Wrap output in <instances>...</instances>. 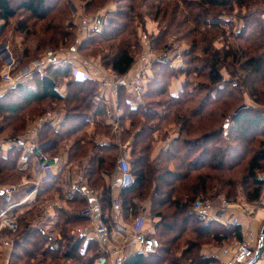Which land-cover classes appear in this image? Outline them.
<instances>
[{
	"label": "trees",
	"instance_id": "obj_1",
	"mask_svg": "<svg viewBox=\"0 0 264 264\" xmlns=\"http://www.w3.org/2000/svg\"><path fill=\"white\" fill-rule=\"evenodd\" d=\"M177 1L154 0L150 4L149 15L165 28H162L161 33L152 39L151 51L156 53L158 59L151 66L152 74L148 78L147 90L139 106L132 109L125 100L126 90L122 89L120 93V108L124 111L121 126L129 121L130 126L134 128L143 121L139 131L138 129L135 132L131 129L126 130L127 137L133 134L130 159L137 184L120 193V200H123H121L123 212L125 217L130 219L138 208L140 209L139 202L148 200L151 206V213L148 216L153 220L154 236L161 246L158 253L148 256L137 253L125 264H213L211 257L205 258L200 255V237L211 236L220 246L234 239H240L242 230L238 226L221 225L214 219L207 222L202 221L193 211L197 197L210 194L211 198L204 200L216 202L221 200L220 197L231 198L238 194L243 195L244 193L238 192V189L243 187L245 191L252 190L253 192L248 199L243 195L245 196L243 200L249 204L258 200L262 192L263 183L257 174L264 173V150L253 157H250V154L254 150L253 148L251 150L252 144L255 143L254 137L261 132L260 130L264 131V111L248 107L243 101L244 94L247 93L250 98H256L255 103L264 105V53H259L264 50V19L255 21L256 27L248 35V28L245 26L238 34L235 33V37L241 43H230L227 48L211 51L207 44L214 41V37L225 27H229L221 16L232 13L235 6L244 8L252 0H188L184 2L188 5L185 11L181 10ZM103 2L104 0H85V9H98L97 7ZM117 3L119 4L116 11L109 12V24L100 32L92 30L89 39L82 45L81 51L87 50L90 44L97 41L111 42L112 45H109L111 53L108 52L102 57L101 66L107 68L106 70H111L117 76H125L136 63L132 52L133 47L140 49L138 46L140 40L138 41L136 30L133 27L135 20L140 17L139 1L117 0ZM208 11L216 13V16L214 20L202 23L201 15ZM54 12L58 13L59 18L53 19L49 24H58L56 25L58 27H55L57 34L51 35L48 42L55 44L58 40L64 42L69 37V33L64 30L66 29L65 24L60 22L68 21L67 17L71 14L65 0H0L2 21L0 32L6 25H9L11 20L19 17V14H25L29 20L41 23L46 22L50 14ZM190 16L193 27L184 31L190 23ZM56 20L60 22L55 23ZM204 25L208 31L202 32L200 27ZM50 26L45 28L44 33L52 32ZM171 31H174L177 37L173 42L166 39V36L171 35ZM190 37L194 38L190 42V51L183 54L187 68L178 70L170 63L162 61L161 58L165 51L179 46L180 43H187ZM200 55L204 58V62H208L206 75H201L204 72L205 63L203 66L195 64L200 60ZM189 66H194V69H188ZM222 69L230 74L231 80L223 79ZM240 71L245 73V77L237 75ZM191 73H195L198 77H205L214 88L218 86L216 94L213 95L215 88L214 91L208 92L207 99L197 103L191 101V91L187 93L190 85L184 84L185 89L178 96L171 95L169 89L172 80L179 74L188 77ZM69 74L70 66L60 69L49 68L44 76L36 75L30 83L13 88L11 91L14 95H0V115L14 116L30 108H36L33 114H28L35 115L37 110L41 112V106L45 104H66L68 113L61 130L56 133L52 126H46V133L40 140V144L43 145L49 139H53L52 145L44 148L43 151L54 154V149H57L61 143L67 139H73L75 144L69 153L71 163L81 160L87 155L86 153L93 152L94 157L90 160L85 176L91 188L102 191V201L105 203L103 210H106L111 202V191L105 184L102 174L111 175L115 171L119 148L113 143L116 139L110 128L106 133L103 132L111 136L113 141L108 146L95 145L87 134L89 120L92 116V100L99 90L98 82L73 80L69 83L70 90L64 98L59 94L57 86ZM233 79H238L239 82L234 85ZM71 88H74V91H71ZM12 97L16 98L14 103L9 101ZM155 97L168 98V104L157 102L158 106H162L163 110L167 111L166 115L159 117L156 111L152 112V106L146 103L147 100ZM233 102L237 104L229 116L230 119L228 118L231 124H226L224 129L229 130L233 127V133L238 135L234 136L233 140L247 142L249 146L246 145L243 151L240 148H230L226 152L219 146L218 135L212 127L217 123L216 118L218 111H221V105L232 107L235 105ZM193 105L197 107L192 108ZM173 110H175L174 115L171 114L174 113ZM26 117L30 116H25L24 119ZM164 123L179 126V134L159 152L156 158H152L155 149V134L164 129ZM101 129L104 130V128ZM47 135L54 137L49 138ZM225 138L231 140L232 133L226 132ZM233 152L237 156L230 160V154ZM20 156L21 152L17 149L9 150L6 155L0 149V185H8V181L13 179L19 181L22 179L25 171L18 169L17 165ZM232 162L237 163L232 164ZM243 162H247V175L244 184L242 183L243 186H240L242 185L240 182H235L232 177H227V174L230 175L233 168L243 165ZM229 163L232 168L228 166ZM58 179L59 175L52 183L54 185L39 193L38 202L52 199L55 194H62L57 185ZM152 183L155 187L153 193H150ZM213 193L215 195H211ZM37 208L38 205L25 210L17 217V237L10 264H66L67 262L95 264V260L100 256L98 242L91 240L85 255H81L85 236L70 235L72 228L79 230L88 225L84 217L71 216L59 209L57 211L59 216L57 232L61 239L56 243L39 226L34 228L33 222L39 216ZM155 219L159 221L156 222ZM55 243L57 248H53Z\"/></svg>",
	"mask_w": 264,
	"mask_h": 264
},
{
	"label": "rangeland",
	"instance_id": "obj_2",
	"mask_svg": "<svg viewBox=\"0 0 264 264\" xmlns=\"http://www.w3.org/2000/svg\"><path fill=\"white\" fill-rule=\"evenodd\" d=\"M110 1L111 0H107L105 2V0H104V2L99 7H97L98 9L91 8V9L86 10L85 9V4H86L85 0H65L66 6L69 8V11L71 13L70 17L69 16L67 17L68 21H66L65 23L60 22L59 20H56L55 23L60 22L61 24H65L64 28H66V29H64V30L69 33V37L64 42L58 40L57 44L48 42V39L50 38L51 35L57 34L56 33L57 30H55V27H58V26H56L58 24H56V25L49 24L53 19L59 18V15L57 12H54L52 15L50 14L48 20L46 22H41V23H37L33 20H29V18L25 14H19V17L11 20L9 25H6V27H4L2 29V31L0 32V85L3 87V90H5L0 95H2V96L3 95H6V96L7 95H14V94H12V91H11L13 88L12 89L8 88L6 86V84L3 83V80H2L1 74L6 67V65L1 60L2 57L6 61L7 60L9 62L13 61L12 63L14 64V67H13L12 75L14 77H17L19 75V73L21 72V70L26 65H28L29 63H31L34 60L40 59L48 51H53V52L59 53V54H61V56H63V53H67L68 50L74 49L73 55H74V57L76 56L77 59H94V62L96 61L95 63L100 64V65H101V63L103 64V61H101V59H103L102 57L104 55H106L108 52L111 53L109 50V45H112V43L111 42L110 43H103L101 41H97L92 45L90 44L88 46L87 50L81 51L82 45L90 37V32H87V34L80 36L79 28L76 26L75 22L77 21V18H79V17H82V19L83 18L88 19V17H90L94 13L103 12L102 10H104L107 7V5ZM138 1H139L138 13H139L140 17L135 20L133 27L136 30V35H137L138 41L140 40V44L138 45V46H140V49H139V47H136V49L133 47V49H132V52L134 53L133 55L135 56V59H137L138 56L143 54V49L147 48V46L149 44V46H150L149 49L148 48L145 49L144 53H146L148 56L153 55V57L158 59L156 53L154 54L151 51V44L153 43L152 39H153V37L154 38L157 37L161 33L162 28H165V26H161L158 22H156L149 15V12H150L149 7H150V4H152L154 2V0H147V1L138 0ZM186 1H188V0H178L176 2V3H179L181 10L185 11L188 9L187 3H184ZM75 4L77 5V7L79 6V9H78L79 11L75 12V10H74ZM118 4L119 3H117V0L113 1V9L111 12L116 11ZM72 8H73V12H72ZM195 13H198V12H195ZM215 14L216 13H214V12H209V11L206 12V14L201 15L202 16L201 22L204 23L207 20H209V21L214 20V18H215L214 16H216ZM108 17H110V13L108 14ZM190 18H191V16H190ZM222 18H224L225 21H228L227 23L229 24L228 25L229 27H225V29L222 32L218 33L214 37L215 38L214 41H211L210 43L207 44L210 47L211 51H214V49L215 50H222L225 47L227 48L230 43H233V44L234 43H241V41L237 40V38L235 37V33L238 34V32L241 30V28L245 26L248 28V30H247V35H248L250 33V31H252V29L256 27L254 22L257 20H263L264 19V0H252V2L248 3L244 8L243 7L239 8V7L235 6L232 13H227L225 15H222L221 19ZM48 25H51L50 27L52 28V32H49V34L44 33L45 28ZM73 25H74V28H73ZM189 27H193L192 18L190 20V23H188V25L186 26L184 31H187V28H189ZM90 28H91V26H90ZM200 31L205 32L208 30L206 29V26L204 25V26L200 27ZM170 34L171 35L166 36V39H168V41H170V42L175 41V39L177 38L176 35H174L175 32L171 31ZM189 39H187V41H186L187 43H184V44L180 43L179 46H174V48L169 49V51H165L164 54L171 55L172 59L165 61L161 58L162 61H164L166 63H170V65L173 68H175L173 66L174 63H179L178 65H181V66H180V68H178V70H183V69L187 68L188 66L185 65V62L183 60V54L190 51V42H192L194 38L190 37ZM141 41H143L144 47L141 45ZM259 53H264V50H262V52H259ZM178 56H181V60L175 59ZM204 63H205V66L203 68L204 72L201 75H206L208 73V69L206 68V65H208V62H204V58L202 57V55H200V60L195 64L199 65V66H203ZM152 64L153 63H151V66H152ZM72 65H74L73 62L70 66L71 68H72ZM61 67H63V66H61ZM193 67L194 66H189L188 69L193 70L194 69ZM101 69L112 74V72H110V70H106L107 68L105 69L103 66H101ZM150 69H152V68H150ZM175 69H177V68H175ZM94 72L98 76L96 69ZM221 73L223 74L224 80L229 81L232 79L230 74L226 70L222 69ZM151 74H152V71H151ZM237 75L239 77L242 76V78L245 77V73L242 71L237 73ZM179 78L182 79V81H183L181 91L183 89H185L183 87L184 84L190 85V89L187 90V93H190V91H191L190 99H191V101H194L197 103H200L201 101L207 99L206 95H208V92H210V91L212 92L216 88V91L213 92V95H215L216 94L215 92H217V89H218V86L215 88L212 87L211 83L208 82L205 77H198L195 73H191V75L190 76L188 75V77L185 75L179 74L176 76V79H179ZM173 80H172V82H173ZM233 81H234V85H236L239 82L238 79H233ZM172 82H171V85H172ZM60 83L65 84L64 81H60ZM69 83H71V82L69 81ZM67 86H68V90H70L69 85H67ZM73 89L74 88H71V91H74ZM0 91H2V90L0 89ZM170 91L171 90L169 89V93L171 95H173ZM176 96H178V95H176ZM14 97L9 99L10 103H14L16 101V98L14 99ZM244 97L245 98H244L243 102L245 105H247L248 107H253L255 109H258L261 112L264 111V105H259V104L255 103L256 98H250L247 93L244 94ZM258 97H259V95H258ZM168 101L169 100L167 97H160V98L155 97V98H152L151 100H147L146 103L151 105L152 109H153L152 112L154 113V111H156L155 113H157L160 117L161 115L162 116L164 114L166 115L167 111L163 110L162 106H158L157 102L159 104H164V103L168 104ZM233 104H235V105L232 107L230 105H225V106L221 105V111H218V116L216 118L217 123H215L212 127L213 131L216 132V134L218 135L219 146L223 150H226V152H228V150L230 148H234V149L240 148L243 151L246 148V145L249 146V143L247 144V142L242 143V142H236L237 140L236 141L233 140L235 138L234 136H238V135H235V133H233V127H231L229 130L224 129V126L226 124H231V123H229L228 118L232 114L233 109L236 107L237 103L233 102ZM195 107H197V105L196 106L193 105L192 108H195ZM67 109L68 108H67L66 104H60V105H58V104H53V105L52 104H45L44 106H41L40 111L42 113L41 112L39 113V111L37 110V113H35V115H28V114H30V113L33 114L36 111V108H30L28 111H25L23 113H20L18 115H14V116L13 115H10V116L0 115V145L2 146L5 141L12 139V138H19V137L28 136V133H30V131L32 130V128L35 125V123L37 122V120L39 118L43 117L49 111H60L64 114V117H65V114L68 113ZM173 112L174 113H171L172 115L175 114V110H173ZM176 112H178V110ZM204 115H206V112H204ZM25 116H30V117H26L24 119ZM142 124H143V121L140 124L136 125V127L132 128L130 126V122L127 121L121 127L119 126L120 130L118 129V131L121 132V135H122V139H121L120 143H124L122 145L124 147V150L127 148L128 149L131 148L130 146H128L129 144H127V142H130L133 139L132 138L133 134L130 137L126 136V133H127L126 130L131 129V131L135 132L138 129L137 131H139ZM47 126H49V125H47ZM45 127H43V129L41 130L39 138H38L39 147L41 146L40 140L42 139L43 136H45V133H46ZM52 128L54 129V127H52ZM96 128H97V131H99V133L101 135L105 134L109 128L112 130L111 133H113V127L112 126L109 127V126H103L102 124H100V125H97ZM99 128H104V130L99 129ZM163 128L164 129L162 131H160V133L156 132V134H155L154 148L156 146H158V149L161 148L162 144L165 141H167V139H170L171 137H175L176 135H178L179 130H180L179 126H177L173 123H171V124L164 123ZM55 129H58V128H55ZM260 131L261 132L254 137L255 143H254V145L252 144V146H251V150H252V148L254 150H252V154H250V157L256 156V154H259L260 151L264 150V131L263 132H262V130H260ZM103 132H105V133H103ZM133 132H131V133H133ZM226 132H229L230 134L232 133L231 140H228L225 138ZM125 136H126V138H125ZM47 137L53 138L54 136L53 135H47ZM109 137H111V136H109ZM74 139H76V138H74ZM47 144H49L47 147H50L52 145V143H47ZM64 144H65V142L61 143L59 145V147L56 149V151H54V154L45 153L43 151V149L46 147H43V148L40 147V149L46 155H49L51 157L60 158L58 156L60 154V153H58V151H59L60 147L63 146ZM1 146H0V148H1ZM126 146H127V148H126ZM2 149H4V148H2ZM121 150H123V149L121 148ZM124 150H123V152H124ZM55 152H57V153H55ZM123 152L118 150V155H117L118 159L122 154H124ZM3 153L5 154V152H3ZM55 154H57V155H55ZM86 154H89V153H86ZM126 155L128 156V158L131 162L132 160L130 159V153L126 152ZM230 156H231L230 160H232L233 158H235L237 156V154L233 152L230 154ZM84 158H82L81 160H77L75 162H72V164L74 166L71 164V167H73V169H75L77 171L80 183L88 184L86 176H85V173L88 170L86 168ZM237 162H232V164H235ZM243 163H244L243 165L238 166L237 168H233V171L230 174L233 176H230L229 174H227V177H229V178L232 177L235 182L238 181V182H240V184H242V183L244 184V182H245L244 179L247 175V170H246L247 162H243ZM17 165H18V169H19V160H18ZM228 166L230 168H232V165L230 163L228 164ZM24 167L26 169H25V172H24L22 179L20 181L17 179H13L11 181H8V185H0V189H4L5 187H9V186L20 187V185H22L24 181H29V183L21 186L19 188V191L25 193L26 190L28 191L29 188H32L33 187L32 183L34 182V178L31 176L32 167H31V165L24 166ZM32 175H33V173H32ZM257 175H260V173H258ZM81 178H83V180H81ZM18 181H19V183H18ZM105 184L108 186V181H105ZM243 184L240 186H243ZM154 187H155V184L152 183L150 193H153ZM238 192H241L242 194L244 193L243 195L246 196V199H248V197L250 195H253L252 190L245 191L243 187H240L238 189ZM17 193H15V194H17ZM15 194H14V196H15ZM261 194H262V192H261ZM261 194H260V198L258 200L249 203V204H253L255 206V209L261 207L260 203L262 202V200H264L261 198ZM211 195H215V193H213ZM238 195L236 197H231V198H227V197L226 198L220 197V198L225 199L226 201H228L229 203H232V204H236V205L239 204L241 206V209H247L246 204H248V203L243 200V199H245V196H243V195L238 196ZM207 198H211L210 194H207L204 196L200 195L197 197L198 200H202V199L204 200ZM238 200L242 201L243 203L242 202L240 203ZM217 201H219V200H217ZM235 201L237 203H234ZM32 207H37V206L34 205ZM37 209H38L37 214L39 216L35 220V222H33V225L40 223L38 225L41 229H43V227L45 226L47 229L46 231H50L51 233L53 231L57 232V225L59 224V216H58L57 212L54 213V211H53V212L47 213L48 209L41 211L40 205L38 206ZM150 210H151V206H149V207L147 206V215L151 213ZM24 211H25L24 209L19 210V211L17 210V213H15L12 217L17 220V217L20 214L24 213ZM145 212H146V210L144 207L142 209L138 208V210L136 211V213H134L133 216L135 218L138 215H140L141 213H145ZM126 219L127 218L125 217V220ZM131 220L127 219V222L128 223L132 222ZM149 225L151 227L154 226L153 220L150 219V217H149ZM41 226H43V227H41ZM71 230H73V228ZM70 235L73 237L77 236V234H72L71 231H70ZM16 237H17V234L15 233L10 237V239H8V240L4 239V240H6L7 245L10 244V247L12 248V246H13V248H14ZM1 239L2 238H0V264H3L1 261L9 254L10 249L1 247ZM221 246H224V245H220L219 247L221 248ZM258 247H259V244H258ZM81 263H83V262H80V264ZM66 264H73V263L67 262ZM75 264H79V262L75 263Z\"/></svg>",
	"mask_w": 264,
	"mask_h": 264
},
{
	"label": "built area",
	"instance_id": "obj_3",
	"mask_svg": "<svg viewBox=\"0 0 264 264\" xmlns=\"http://www.w3.org/2000/svg\"><path fill=\"white\" fill-rule=\"evenodd\" d=\"M91 25L92 30L102 31L110 22V17L107 13H94L87 19ZM2 21L0 19V27ZM147 56V54H146ZM148 63H153L152 57H147ZM163 60H171L172 56L164 54ZM175 59L181 60V56ZM155 60V59H154ZM67 58H63L61 54L48 51L40 59L34 60L26 65L17 77L12 75L14 64L5 67L2 72L3 83L8 88H16L21 84L30 83L36 75L44 76L49 68H56L67 63ZM86 65V64H85ZM80 65L74 67L72 70V79L77 82H86L93 79V71L87 66ZM99 78V84L102 89H109V97L107 101L112 105V116L116 118L120 110V93L124 89L132 93L137 101H141L144 93L147 90L148 76L144 69L135 71L132 74L125 76H117L111 74L103 69H96ZM111 72V71H110ZM115 97L119 98L115 101ZM64 120V114L60 111H49L43 117L39 118L33 126L28 136L12 138L3 143L1 148L7 152L11 149H17L21 152L19 158V166L24 167L31 165L32 173L35 175V180L32 183L35 189H38L43 184H52L59 175V169L62 162L58 157H51L44 154L40 147L38 138L43 127L50 125L58 128ZM127 148V146H126ZM123 152V151H122ZM116 163L117 178L112 181L110 189L112 192L121 193L122 191L133 188L137 184V179L132 171L131 162L123 152ZM83 180V178H81ZM259 180L262 181L264 189V173L259 175ZM79 181V180H78ZM29 181H24L21 186L28 184ZM80 183V181H79ZM17 186H9L0 189V192L5 198L7 208L0 212V230L8 228L13 233L18 230V219L9 216L10 212L18 205L14 204L13 196L19 191ZM38 187V188H37ZM75 187V186H74ZM92 193V192H90ZM260 203V202H259ZM261 207L258 209L264 212V200L260 203ZM241 209L238 204H232L221 199L216 203L210 200H197L193 206L194 213L202 220L209 221L217 218L218 210L232 212ZM253 214V210L248 211ZM100 213V206L96 203L91 207L83 209L79 215L91 221L93 231L92 237H85V243L80 251L81 255H85L87 246L91 240H96L100 247V256L95 260V264H125L127 260L134 254L142 253L144 255H153L159 252L160 243L158 239L151 234L147 228L149 219L142 213L138 215L131 224L126 223L125 215L122 208V202L119 196H111V210L107 217H98ZM107 221H106V220ZM223 224L226 226H239L241 224L238 217L234 216L230 219H224ZM120 237L118 246L111 248L106 245L111 235ZM122 237V238H121ZM57 243L58 240L54 239ZM53 248H57V244ZM259 238L258 235L251 229L242 231L240 239H234L232 242L219 247L216 252L211 255L213 264H247L256 255L258 248ZM135 250V251H133Z\"/></svg>",
	"mask_w": 264,
	"mask_h": 264
},
{
	"label": "crops",
	"instance_id": "obj_4",
	"mask_svg": "<svg viewBox=\"0 0 264 264\" xmlns=\"http://www.w3.org/2000/svg\"><path fill=\"white\" fill-rule=\"evenodd\" d=\"M113 1H115V0H111L108 3L107 7L104 10H102L103 12H101V13H107L108 14L109 12H111L113 9ZM74 6L73 7H74L75 12L79 11L78 10L79 6L77 7L76 4ZM72 12H73V8H72ZM227 22L228 21H226V23ZM75 24L79 28L80 36L85 35V34H87V32L92 31V27L90 28L91 25L88 23L87 19H84V18L82 19V17H79V18H77V21L75 22ZM141 45L143 46V41H141ZM149 47L150 46L148 44L147 48L149 49ZM147 48H144L143 54H141L140 56L137 57L136 63L133 66V68L131 69V71L129 72V74H132L135 71H138L140 69H144L145 72L147 73V76L148 77L151 76V71H150L151 65L148 63V59H147V57H149V56L148 55L146 56V53H144L145 49H147ZM73 53H74V49H70L67 51V53H63V58H67L68 62L63 63L59 67H56V68L60 69V68H62L61 66H63V67L71 66L72 62L74 64V65H72V68L70 67L69 76L66 77L65 79L61 80V81H64L65 84H61L60 82L58 83L57 90H58L59 94L64 98L67 97V95L69 93L67 85H69V81L70 82L73 81V79H72L73 68L86 64L85 66H87V68H89L91 71H93L94 77L92 80L98 82V87H99L98 94L93 98L94 100H92V106H93L92 116H91V119L89 120V127L87 129V134L93 140V143L95 145L101 146V147L102 146H108L113 142L112 139L106 134L101 135L100 133H98L96 127H97V125H100V124H102L103 126H109V127L112 126L113 127V134H114L115 139H116L113 143L117 144L120 151H123L124 147L122 145L124 143H120L121 142V132H119L118 129L120 130L119 126L121 127V119L123 118L124 111H123V109L120 108L119 112L117 113L116 118L112 116L113 107L109 103L110 101H107V99H106V97H109L110 91H109V89H102V87L99 84L100 83L99 78H98L97 74L94 72L95 69H101V65L95 63L96 61L94 62V59H77L76 56L74 57ZM150 57L153 58V61L156 60V58L153 57V55H151ZM1 60L3 61V63L6 66L11 65L13 62V61L9 62L8 60L6 61L3 57ZM178 64L179 63H174L173 66L178 69L181 66ZM113 74H115V73H113ZM182 82L183 81L180 78L179 79L175 78L173 80L172 85L170 87V90H171L170 92L174 96L178 95L181 92V88H182V84H183ZM0 89L2 90V91H0V94H2L3 91H5V90H3V87L1 85H0ZM124 94H125V100H126L127 104L132 109H136L139 106L140 101H137L133 97L132 93L129 91H127V92L125 91ZM115 101H118V104H119V98L118 97H115ZM66 117H67V114H65L63 123L61 124L60 127H58V129H55V128L53 129L56 133H58L61 130ZM99 129H101V128H99ZM177 136L178 135H176L175 137H171L170 139H167V141H165L162 144V147L159 149H158V146H156L155 150L153 152L152 158H156L158 156L159 152L162 149L166 148L169 145V142L172 141L173 139H175ZM53 141H54L53 139H49L46 143H44L40 147L41 148L47 147L49 145L47 143H53ZM64 142H65V144L63 146H61L59 151H58V153H60L58 156L61 159L62 165H61V168L59 169V179H58L57 185H59V188L61 189L62 194H55L52 199H46L44 201L38 202L37 197H38L39 193L41 191H44L47 187L54 185V184H43L39 187V189H35L36 187L33 186L32 188H29L28 191L26 190L25 193L18 191V193L15 194V196L13 197L14 204H18V205L12 210V212H10L9 216H12L15 213H17V210L18 211L23 210V209L28 210V209L32 208V206H34V205L35 206L40 205L41 211L48 209L47 213H50L53 211H54V213H56L60 209V210H62V212L66 213L68 215L80 216L79 213L83 209L91 207L96 203L100 206V213H99L100 215H98V217L105 218L109 215L110 210H111V202H110L109 207L106 210H103L105 203L102 201V199H103L102 191L98 190V189H93V188L91 189V187L88 184L79 183L78 173L75 169H73V167H71L72 163L69 162V153L71 151V148L75 144V141L73 139H67ZM132 143H133V139L130 142H127V144H129L128 146H130L131 148L125 149L124 152L130 153V151L132 149ZM121 148L123 150H121ZM0 149H2V148H0ZM2 150H3V152H5L4 155H6L8 153L5 149H2ZM54 151H56V149H54ZM55 153H57V152H55ZM55 155H57V154H55ZM92 157H94V153L90 152L84 158V162H85L87 169L89 167L90 160ZM172 168H173V166H172ZM19 169L21 171H25L26 168L19 166ZM116 172L117 171L115 168V171L111 175L102 174V178L105 181H108V187L109 188L112 184V181L114 179L116 180V178H117ZM31 176L35 180L36 177H35V175H32V172H31ZM110 191H111V196L112 195L120 196L119 193H117V192L113 193L111 189H110ZM90 192H92V193H90ZM261 198L264 199V189L262 190ZM246 205H247L246 206L247 209H239V210L233 211L234 213L228 212V211L226 212L223 210H218L217 218H214V220H216L221 225H224L221 217L224 219H228V218L230 219L231 217L236 216L239 218V220L241 222V224L238 227L241 228L242 231H244L246 229H251L258 235V238L260 239V235H261L262 231L264 230V212L258 208L255 209V206L253 204H246ZM7 206L9 207V205H7V203L5 201L4 196L0 192V212L5 210L7 208ZM139 206H140V209H142L143 207L145 208V210H146L145 215L148 217L147 206L148 207L150 206L148 200L140 201ZM249 210H253V214L250 215L248 212ZM135 218H134V216H132L130 218V220L132 219L131 221H133ZM84 219H86L88 221V225L81 227V229H79V230L73 229V230H71V232H72V234L83 235L85 237H92V231H93L92 223L89 219H87V218H84ZM155 221L158 222L159 219H155ZM126 223H128L127 219H126ZM130 223H132V222H129L128 224H130ZM38 224H40V223L33 225L34 228H37L39 226ZM224 226H226V225H224ZM41 227H43V226H41ZM147 228L151 234L155 233L154 227H151L148 224ZM43 230L45 231V233L49 237L56 239V240L61 239V236L58 232L53 231L54 233L53 232L51 233L50 231H46L47 229L45 226L43 227ZM13 234H15V233H13L8 228H2L0 230V238H2L1 239V247L10 249L9 254H8L9 256L7 255L1 261L3 264H10L11 255L13 252V246L11 248L10 244L7 245L6 240H4V239H7V240L10 239V237ZM117 241H120V237H117L113 234L110 236L109 241L106 242V245L108 247L114 248V247L119 245L117 243ZM199 243L201 245L200 255L204 256L205 258L211 257V255L214 252H216L219 248V245H217V243L215 242L213 237L208 236V235L201 236L199 239ZM258 248L256 249V255L258 253ZM133 251H135V250H133ZM135 254H137L136 251L134 252V254H132V256H134ZM256 255H255V257H256ZM253 260H254V258L249 263H251ZM249 263H247V264H249ZM253 264H264V242H263L260 258L256 262H254Z\"/></svg>",
	"mask_w": 264,
	"mask_h": 264
},
{
	"label": "water",
	"instance_id": "obj_5",
	"mask_svg": "<svg viewBox=\"0 0 264 264\" xmlns=\"http://www.w3.org/2000/svg\"><path fill=\"white\" fill-rule=\"evenodd\" d=\"M263 242H264V230L262 231V233L260 235L258 253H257L256 257L254 258V260L249 264H253L254 262H256L260 258Z\"/></svg>",
	"mask_w": 264,
	"mask_h": 264
}]
</instances>
